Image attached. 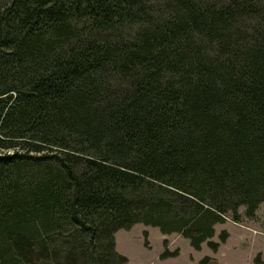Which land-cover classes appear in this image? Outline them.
Listing matches in <instances>:
<instances>
[{
	"label": "trees",
	"instance_id": "trees-1",
	"mask_svg": "<svg viewBox=\"0 0 264 264\" xmlns=\"http://www.w3.org/2000/svg\"><path fill=\"white\" fill-rule=\"evenodd\" d=\"M262 203L264 0H0V264L215 252Z\"/></svg>",
	"mask_w": 264,
	"mask_h": 264
},
{
	"label": "rangeland",
	"instance_id": "rangeland-1",
	"mask_svg": "<svg viewBox=\"0 0 264 264\" xmlns=\"http://www.w3.org/2000/svg\"><path fill=\"white\" fill-rule=\"evenodd\" d=\"M240 221L227 219L215 225L212 240L219 241L222 230L228 232L225 242L213 252L206 243L194 250L189 240L178 233L162 234L157 227L136 223L129 229L115 233L117 252L127 257L126 264H197L204 255L211 257L210 264H264V203L260 204L253 218L243 216ZM178 249L177 255L161 257L162 251Z\"/></svg>",
	"mask_w": 264,
	"mask_h": 264
}]
</instances>
